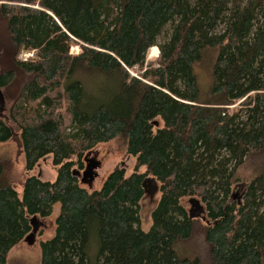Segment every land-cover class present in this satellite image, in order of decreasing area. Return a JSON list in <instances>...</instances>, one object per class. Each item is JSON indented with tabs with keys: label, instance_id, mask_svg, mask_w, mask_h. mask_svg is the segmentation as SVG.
Returning a JSON list of instances; mask_svg holds the SVG:
<instances>
[{
	"label": "trees",
	"instance_id": "obj_1",
	"mask_svg": "<svg viewBox=\"0 0 264 264\" xmlns=\"http://www.w3.org/2000/svg\"><path fill=\"white\" fill-rule=\"evenodd\" d=\"M206 49L218 56L202 102L195 67ZM3 50L13 66L0 88L16 70L26 78L10 110L26 171L51 156L57 178L28 176L20 194L0 160V264L56 204L41 264H89L94 228L97 264H200L176 253L196 228L210 264H264V173L234 200L238 169L264 154V0H0ZM22 51L33 59L21 61ZM13 137L0 119V143ZM117 138L133 172L117 166L99 190L87 189L73 171ZM147 179L160 183L161 198L144 231ZM199 205L205 221L192 217Z\"/></svg>",
	"mask_w": 264,
	"mask_h": 264
},
{
	"label": "rangeland",
	"instance_id": "obj_2",
	"mask_svg": "<svg viewBox=\"0 0 264 264\" xmlns=\"http://www.w3.org/2000/svg\"><path fill=\"white\" fill-rule=\"evenodd\" d=\"M165 40V36H162L159 39V42L163 43ZM80 51L81 49L79 46L72 47V53L74 55L79 54ZM25 53L27 54L29 52H21L22 56L21 54L19 56L21 61H24L23 56ZM0 54H2L0 58L1 76L3 73L9 71L12 68L13 52L7 53L3 50L0 52ZM158 55L159 50L152 49L148 55V61H156ZM217 56V50L206 49L202 52L201 61L195 67V73L201 91L200 100L202 102H206L209 99V92L214 82L213 68ZM15 72L17 73L15 80L9 86L3 88L6 100V111L3 113V115L8 116L10 119V126L14 131V137L6 143H0V160L12 165V178L16 184L15 186L17 191L22 194V184L26 177L35 175L38 176L42 181L54 182L57 178V168L53 165L52 157L49 156L41 160L34 171L30 173L26 171L25 152L20 139V131L16 123H14L10 117V110L13 107V103L18 97L20 88L25 82L26 78L21 73H18L17 70ZM130 72L133 76H138L140 73H143L139 72L138 69L132 70ZM89 158H96V160L100 161L102 164L101 168L97 170L98 176L95 178L92 187L89 188L88 184L83 185L87 189L91 190H99L107 176L117 166L122 165L127 170L128 174H131L135 168V160L132 156H128L126 141L122 138H117L110 143L98 146L96 150L90 154ZM263 173L264 154H253L246 160L245 164L241 166L236 173L237 185L236 188H234V200L238 199L239 189L242 185L248 184ZM145 191V198L140 205V226L142 230L149 231L152 226V212L161 198L160 183L156 180L147 182ZM186 207L189 211H192V206H190L189 203L186 204ZM193 210L203 212V207L199 205ZM59 212L60 205L56 204L53 208V214L51 217L45 220H40L44 223L40 222L39 220L37 221V223L40 225V230L36 234L34 240L31 243L25 242L15 247L9 254L8 264H41L39 242L52 238L55 228L54 221L58 217ZM198 226L203 228L202 224H199ZM207 251L204 234L200 228H196L189 242L179 244L176 247V253L179 258H188L189 260L196 258L199 259L200 264H210V257ZM98 254V236L96 228H94L88 248L89 264H97Z\"/></svg>",
	"mask_w": 264,
	"mask_h": 264
},
{
	"label": "water",
	"instance_id": "obj_3",
	"mask_svg": "<svg viewBox=\"0 0 264 264\" xmlns=\"http://www.w3.org/2000/svg\"><path fill=\"white\" fill-rule=\"evenodd\" d=\"M1 56L2 54H0V58ZM0 71H1V65H0ZM5 111H6V100L4 96V91L2 88H0V117L4 119L7 124H10V119L8 118V116L3 115ZM88 157L85 158L86 166L84 170L75 169L73 171V175L79 178V180L81 181L83 185L88 184L89 188H91L95 178L98 176L97 170L101 168L102 164L100 161L96 160V158L89 159ZM151 180L153 179H147L146 182H150ZM194 212L195 213L192 215V217H195V218L201 217L204 221L206 220V218L202 216L201 211H194ZM31 224L33 226V231L26 238V242L28 243H31L34 240V238L36 237V234L40 230V225L37 223L36 217L32 218Z\"/></svg>",
	"mask_w": 264,
	"mask_h": 264
},
{
	"label": "built area",
	"instance_id": "obj_4",
	"mask_svg": "<svg viewBox=\"0 0 264 264\" xmlns=\"http://www.w3.org/2000/svg\"><path fill=\"white\" fill-rule=\"evenodd\" d=\"M23 54V53H22ZM22 54H21V56H22ZM31 57H34V53H25V55L23 56V60L24 61H28Z\"/></svg>",
	"mask_w": 264,
	"mask_h": 264
},
{
	"label": "flooded vegetation",
	"instance_id": "obj_5",
	"mask_svg": "<svg viewBox=\"0 0 264 264\" xmlns=\"http://www.w3.org/2000/svg\"><path fill=\"white\" fill-rule=\"evenodd\" d=\"M89 158V157H88ZM89 159H91V158H89Z\"/></svg>",
	"mask_w": 264,
	"mask_h": 264
}]
</instances>
